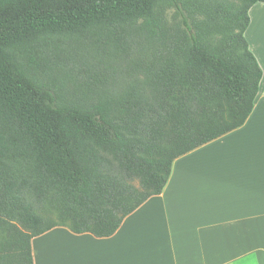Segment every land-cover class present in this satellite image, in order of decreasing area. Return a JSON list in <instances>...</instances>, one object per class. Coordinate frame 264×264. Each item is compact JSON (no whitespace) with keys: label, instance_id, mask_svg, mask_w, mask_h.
I'll use <instances>...</instances> for the list:
<instances>
[{"label":"trees","instance_id":"obj_1","mask_svg":"<svg viewBox=\"0 0 264 264\" xmlns=\"http://www.w3.org/2000/svg\"><path fill=\"white\" fill-rule=\"evenodd\" d=\"M256 2L0 0V264H34L55 227L113 235L177 157L245 123ZM59 41L89 45L86 77L37 61Z\"/></svg>","mask_w":264,"mask_h":264},{"label":"crops","instance_id":"obj_2","mask_svg":"<svg viewBox=\"0 0 264 264\" xmlns=\"http://www.w3.org/2000/svg\"><path fill=\"white\" fill-rule=\"evenodd\" d=\"M248 14L244 35L262 77L245 123L177 157L162 193L130 213L113 235L55 227L33 238L36 262L35 242L54 233L60 236L46 264L75 257L74 264H264V49L253 40L255 31L264 38V3ZM58 240L68 241L56 248Z\"/></svg>","mask_w":264,"mask_h":264},{"label":"rangeland","instance_id":"obj_3","mask_svg":"<svg viewBox=\"0 0 264 264\" xmlns=\"http://www.w3.org/2000/svg\"><path fill=\"white\" fill-rule=\"evenodd\" d=\"M255 9H253V16L255 14ZM168 13L171 14L173 13V9L170 8L168 10ZM255 23V21H254ZM260 21L258 22L259 25ZM256 27V26H255ZM255 33H258L257 31H255L253 33V40L255 42V44L261 48L262 50L264 49V38L261 37L260 35H257ZM85 48H89L88 44L85 45H80L75 43H70V41H59L56 42V46L55 48L52 46H49L48 48H43L41 50H38L36 53H34V56L37 57V61L40 62L41 64L43 63H55V67L59 66H63L64 69H71L72 73L70 75L76 76L78 77V79H82L83 77H86V74L84 73L85 71L83 70L82 72L80 71L78 73V69H74L73 68V62H75L76 64H83L81 63L79 57L77 54L81 55L82 53H85L86 50ZM101 54H105L106 52H102L100 51ZM94 65L91 66L89 65L87 67V69L90 68L91 73H95V74H99L100 70H102V67L99 66L98 64H96V62H92ZM53 67V68H55ZM77 67V66H76ZM81 67V66H79ZM100 75V74H99ZM66 77V76H65ZM64 77V78H65ZM73 80H77V79H73ZM60 235H55L54 233L49 235V236H45L43 238L38 239L35 244H36V248L39 249L40 254H41V258H40V262L39 264H44L43 260L46 264L48 257L50 256L48 253L50 251L52 247V245L54 244V242L52 241L53 238H57ZM46 244H48V246H45ZM57 244V243H56ZM54 245V247H56L57 245ZM58 247V246H57ZM56 247V248H57ZM33 251V250H32ZM33 253V252H32ZM34 255V253H33ZM55 259H50V262L53 263ZM33 261L34 263L38 264V262H36V256H33Z\"/></svg>","mask_w":264,"mask_h":264},{"label":"bare ground","instance_id":"obj_4","mask_svg":"<svg viewBox=\"0 0 264 264\" xmlns=\"http://www.w3.org/2000/svg\"><path fill=\"white\" fill-rule=\"evenodd\" d=\"M65 241H68V240H58V242H57V246L59 247V245L61 246L62 245V247H64V245H66V243L67 242H65ZM70 241V240H69ZM68 245H71V244H68ZM56 246V247H57ZM73 252H75V251H73ZM75 257V256H74ZM40 258H41V254H40V251H39V249L37 250V260H38V264H39V262H40ZM66 259H68V258H66ZM75 261H76V257L75 258H73V260H71V261H69V260H66V262H65V264H74L75 263Z\"/></svg>","mask_w":264,"mask_h":264}]
</instances>
